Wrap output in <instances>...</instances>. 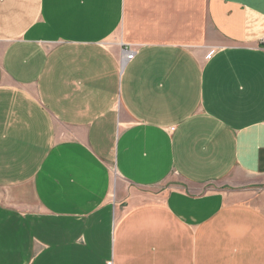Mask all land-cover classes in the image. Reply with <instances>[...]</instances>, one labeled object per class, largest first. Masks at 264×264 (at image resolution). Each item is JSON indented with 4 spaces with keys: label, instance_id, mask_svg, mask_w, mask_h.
Listing matches in <instances>:
<instances>
[{
    "label": "crops",
    "instance_id": "obj_1",
    "mask_svg": "<svg viewBox=\"0 0 264 264\" xmlns=\"http://www.w3.org/2000/svg\"><path fill=\"white\" fill-rule=\"evenodd\" d=\"M263 35L264 0H0V264H264Z\"/></svg>",
    "mask_w": 264,
    "mask_h": 264
},
{
    "label": "built area",
    "instance_id": "obj_2",
    "mask_svg": "<svg viewBox=\"0 0 264 264\" xmlns=\"http://www.w3.org/2000/svg\"><path fill=\"white\" fill-rule=\"evenodd\" d=\"M261 43L264 45V35L261 38ZM122 53L124 56V60H126V61H130L134 57V50L130 46L123 48ZM210 54H211V52H209L207 54V56H210Z\"/></svg>",
    "mask_w": 264,
    "mask_h": 264
}]
</instances>
